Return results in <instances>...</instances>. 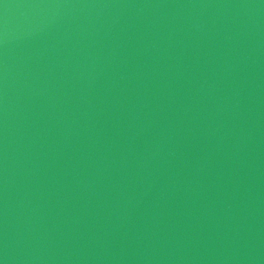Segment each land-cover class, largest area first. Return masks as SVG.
<instances>
[{
    "label": "water",
    "instance_id": "obj_1",
    "mask_svg": "<svg viewBox=\"0 0 264 264\" xmlns=\"http://www.w3.org/2000/svg\"><path fill=\"white\" fill-rule=\"evenodd\" d=\"M0 264H264V0H0Z\"/></svg>",
    "mask_w": 264,
    "mask_h": 264
}]
</instances>
